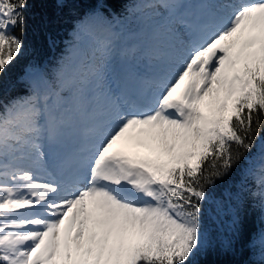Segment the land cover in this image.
<instances>
[{"label":"snow or ice","instance_id":"snow-or-ice-1","mask_svg":"<svg viewBox=\"0 0 264 264\" xmlns=\"http://www.w3.org/2000/svg\"><path fill=\"white\" fill-rule=\"evenodd\" d=\"M31 3L0 0V86ZM106 12L0 87V264H206L264 220V0Z\"/></svg>","mask_w":264,"mask_h":264},{"label":"trees","instance_id":"trees-1","mask_svg":"<svg viewBox=\"0 0 264 264\" xmlns=\"http://www.w3.org/2000/svg\"><path fill=\"white\" fill-rule=\"evenodd\" d=\"M124 0H105L107 7L120 8ZM98 0H68L67 6L57 8L51 0H32L25 15L27 26L24 34L26 52L19 58L15 67L4 78L0 86L5 92L11 89L16 79L30 63H43L50 54L49 41L56 42L66 32L83 9L96 7ZM264 132L261 128L259 134ZM264 230V220L256 212L249 211L243 218V237L232 252L219 248L210 251L205 257L206 264H258L259 255L248 247V242ZM258 234V235H257Z\"/></svg>","mask_w":264,"mask_h":264}]
</instances>
